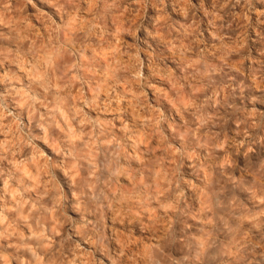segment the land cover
I'll list each match as a JSON object with an SVG mask.
<instances>
[{"label":"clouds","instance_id":"1","mask_svg":"<svg viewBox=\"0 0 264 264\" xmlns=\"http://www.w3.org/2000/svg\"><path fill=\"white\" fill-rule=\"evenodd\" d=\"M0 264H264V0H0Z\"/></svg>","mask_w":264,"mask_h":264}]
</instances>
